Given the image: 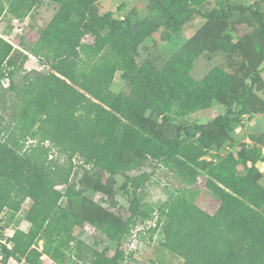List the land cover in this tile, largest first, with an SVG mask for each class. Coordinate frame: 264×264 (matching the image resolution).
<instances>
[{
    "label": "trees",
    "instance_id": "trees-1",
    "mask_svg": "<svg viewBox=\"0 0 264 264\" xmlns=\"http://www.w3.org/2000/svg\"><path fill=\"white\" fill-rule=\"evenodd\" d=\"M40 1L0 0V17L23 19ZM51 1L55 11L29 51L47 71L16 79L28 54L0 36V77H10L7 86L0 83V213L13 217L31 201L24 216L28 229H15L5 243L0 239V264L10 257L54 264L42 255L60 261L63 253L88 258L89 264H127L120 245L132 226L147 220H154L148 231L158 232L159 244L179 264H264L261 147L242 144L221 160L201 159L216 140L228 138L239 117L263 110L253 85L264 66L242 78L218 65L201 79L192 77L198 55H230L242 46L225 35L198 38L162 62L136 61L139 44L159 25L175 32L194 14L222 19L234 6L205 11L207 0H147L161 24L149 18L132 25L99 13L98 0ZM247 8L258 22L248 49L256 66L264 62V15ZM85 36L91 42L82 41ZM117 72L126 89H112ZM216 102L225 112L212 121L181 119ZM52 153L65 162L49 158ZM75 157L80 167H91L83 170L79 188L69 174ZM150 162L173 168L190 183L204 170L203 186L218 201L215 211L196 204L194 186L177 188L156 213L144 206L140 192L153 175ZM102 173L123 178L127 217L83 195L86 189H107ZM85 223L116 242L112 255L76 238L74 227Z\"/></svg>",
    "mask_w": 264,
    "mask_h": 264
},
{
    "label": "rangeland",
    "instance_id": "rangeland-1",
    "mask_svg": "<svg viewBox=\"0 0 264 264\" xmlns=\"http://www.w3.org/2000/svg\"><path fill=\"white\" fill-rule=\"evenodd\" d=\"M227 5L234 6L233 14L230 17L214 19L194 14L181 30L174 32L168 30L161 22L159 23V13L150 8L147 0H98L96 4L99 13L111 12L114 17L125 18L132 25L149 18L161 24L156 31L139 44L136 54L138 64H142L149 58L158 59L159 62H162L177 48L195 42L198 38L225 35L232 42L242 46H237V50L230 55H226L221 51L203 52L194 61L191 75L195 79H201L213 66L218 65L242 78L248 71L264 66V62L255 66L252 55L248 52L249 46L253 43L252 36L258 28V22L252 11L247 8L251 6L253 10L264 15V0H207L203 5V9L206 11ZM120 6L123 7L120 9ZM54 11L55 4L51 0H41L25 18L14 21V25L10 27L13 29L10 34L6 33L8 40L28 54L23 69H20L17 76H15L16 79L32 70L40 72L48 70V66L41 63L29 51ZM7 27L8 21L3 15L0 21V32H6ZM91 40L90 36H85L82 39L84 42H91ZM9 78L7 74L0 77L1 85L7 86ZM112 89L115 91L126 89L125 84L119 78L118 72L115 75ZM253 93L264 104V69L256 76ZM6 110L8 113L11 109L8 107ZM224 112L225 107L216 102L207 108L190 112L181 119L196 123H207ZM242 144L260 146L264 154V108L259 113L239 117L237 121L232 123V130L228 138L216 140L215 147L204 153L201 159L206 161L221 160L228 153L235 154ZM49 158L65 162L64 156H58L56 153H52ZM73 162V169L69 173L70 181L75 182L77 188H79L82 186L80 180L83 170H90L91 167L89 165H83V168L80 167L83 163L77 157L73 159ZM148 165V169L153 170V175L142 188L140 196L142 204L152 208L154 213H156L158 206L168 199L177 188L184 186H194L199 189L195 202L201 208L210 213L217 208L218 201L203 186V176L206 175L204 170L200 171L194 183H190L185 177L167 165H154L151 162ZM257 165L261 174L259 181L264 185V162ZM102 176V182L107 185V189L103 192L86 189L83 195L101 203L116 215L122 218L127 217L129 215L128 201L121 189L123 178L120 175L111 176L105 173H102ZM57 188L62 190L63 186L58 185ZM30 204L31 201L26 199L13 217H10L7 213L6 215L5 212L0 213V239L6 240L17 228L28 229L29 223L24 216ZM153 226L154 220H147L131 227L129 235L120 245L127 264H179L181 262L179 258L173 257L161 247L158 242V232L151 234L148 231ZM73 234L90 248L98 251L105 250L108 255H112L115 251L116 242L112 241L96 226L87 223L77 225L74 227ZM41 244L42 241L39 240V249ZM42 257L47 258L49 263L54 264H89L90 261L88 258H79L76 255L70 256L69 259V255L65 253L61 256L60 261L46 255H42ZM0 262H2V259ZM3 264H22V262L10 257Z\"/></svg>",
    "mask_w": 264,
    "mask_h": 264
},
{
    "label": "crops",
    "instance_id": "crops-1",
    "mask_svg": "<svg viewBox=\"0 0 264 264\" xmlns=\"http://www.w3.org/2000/svg\"><path fill=\"white\" fill-rule=\"evenodd\" d=\"M5 15V18L7 19V21H8V27H7V29H6V32H3V31H1L0 32V36H2V38H4L5 40H8L7 39V37H6V33L8 32V34H10L11 32H12V28H10L11 27V25H14V21H16V20H18V19H15V18H13L12 16H10V15H8V14H4ZM3 16V15H2ZM1 19H2V17H0V21H1ZM10 23V24H9ZM7 34V35H8ZM10 43H12L10 40H8ZM14 46H15V44L14 43H12ZM15 47H17V48H20V47H18V46H15ZM21 50H23L22 48H20ZM24 51V50H23ZM25 52V51H24Z\"/></svg>",
    "mask_w": 264,
    "mask_h": 264
},
{
    "label": "built area",
    "instance_id": "built-area-1",
    "mask_svg": "<svg viewBox=\"0 0 264 264\" xmlns=\"http://www.w3.org/2000/svg\"><path fill=\"white\" fill-rule=\"evenodd\" d=\"M1 242H2V243H5V240H2ZM7 246L10 247V244H7ZM1 258H2V255H1V253H0V260H1Z\"/></svg>",
    "mask_w": 264,
    "mask_h": 264
}]
</instances>
